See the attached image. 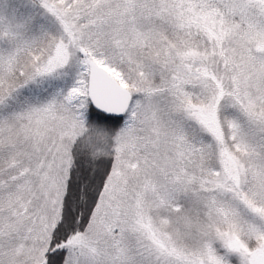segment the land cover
Here are the masks:
<instances>
[{"label": "snow or ice", "instance_id": "snow-or-ice-1", "mask_svg": "<svg viewBox=\"0 0 264 264\" xmlns=\"http://www.w3.org/2000/svg\"><path fill=\"white\" fill-rule=\"evenodd\" d=\"M0 264H264V0H0Z\"/></svg>", "mask_w": 264, "mask_h": 264}]
</instances>
